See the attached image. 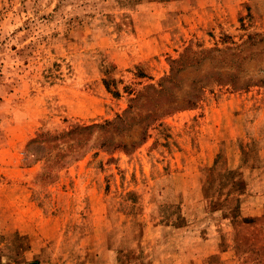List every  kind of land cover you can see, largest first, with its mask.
<instances>
[{"label":"rangeland","instance_id":"obj_1","mask_svg":"<svg viewBox=\"0 0 264 264\" xmlns=\"http://www.w3.org/2000/svg\"><path fill=\"white\" fill-rule=\"evenodd\" d=\"M0 264H264V0H0Z\"/></svg>","mask_w":264,"mask_h":264},{"label":"trees","instance_id":"obj_2","mask_svg":"<svg viewBox=\"0 0 264 264\" xmlns=\"http://www.w3.org/2000/svg\"><path fill=\"white\" fill-rule=\"evenodd\" d=\"M120 119V118H119Z\"/></svg>","mask_w":264,"mask_h":264}]
</instances>
